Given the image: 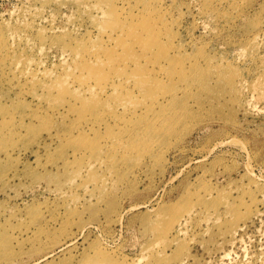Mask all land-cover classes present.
Segmentation results:
<instances>
[{"label": "rangeland", "instance_id": "obj_1", "mask_svg": "<svg viewBox=\"0 0 264 264\" xmlns=\"http://www.w3.org/2000/svg\"><path fill=\"white\" fill-rule=\"evenodd\" d=\"M0 264H264V0H0Z\"/></svg>", "mask_w": 264, "mask_h": 264}, {"label": "bare ground", "instance_id": "obj_2", "mask_svg": "<svg viewBox=\"0 0 264 264\" xmlns=\"http://www.w3.org/2000/svg\"><path fill=\"white\" fill-rule=\"evenodd\" d=\"M126 11V10H125ZM245 60V59H244ZM257 109V108H256ZM184 228V227H183ZM235 242V241H234ZM140 259V258H139ZM231 263V262H230Z\"/></svg>", "mask_w": 264, "mask_h": 264}]
</instances>
